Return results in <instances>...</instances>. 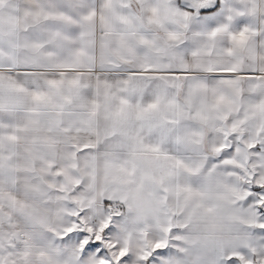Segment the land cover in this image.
Returning a JSON list of instances; mask_svg holds the SVG:
<instances>
[{
    "label": "snow or ice",
    "instance_id": "snow-or-ice-1",
    "mask_svg": "<svg viewBox=\"0 0 264 264\" xmlns=\"http://www.w3.org/2000/svg\"><path fill=\"white\" fill-rule=\"evenodd\" d=\"M0 264H264V0H0Z\"/></svg>",
    "mask_w": 264,
    "mask_h": 264
}]
</instances>
